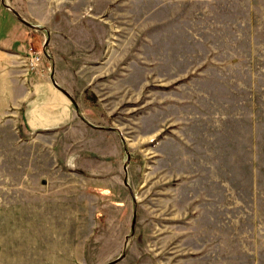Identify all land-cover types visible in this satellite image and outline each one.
<instances>
[{
	"label": "rangeland",
	"instance_id": "obj_1",
	"mask_svg": "<svg viewBox=\"0 0 264 264\" xmlns=\"http://www.w3.org/2000/svg\"><path fill=\"white\" fill-rule=\"evenodd\" d=\"M84 6L74 118L0 123V264H264V0Z\"/></svg>",
	"mask_w": 264,
	"mask_h": 264
},
{
	"label": "crops",
	"instance_id": "obj_2",
	"mask_svg": "<svg viewBox=\"0 0 264 264\" xmlns=\"http://www.w3.org/2000/svg\"><path fill=\"white\" fill-rule=\"evenodd\" d=\"M87 1L0 0V123H18L21 114L28 132L35 133L54 131V126L74 118L76 105L72 95L80 91L76 81L77 86L82 82L76 79L77 69L99 58L106 39L105 30L100 31L104 25L77 20L72 15L73 7H85L91 0ZM28 47L41 52L42 60L36 71L26 74L23 57ZM18 213L16 219L7 217L13 221L8 224L14 226V234L21 241L28 223L35 230L46 225L54 230L53 215L40 214L33 222L22 211ZM22 244L20 250L26 253ZM115 264L130 263L122 260Z\"/></svg>",
	"mask_w": 264,
	"mask_h": 264
},
{
	"label": "built area",
	"instance_id": "obj_3",
	"mask_svg": "<svg viewBox=\"0 0 264 264\" xmlns=\"http://www.w3.org/2000/svg\"><path fill=\"white\" fill-rule=\"evenodd\" d=\"M42 60V53L34 49L33 47H28L26 49V54L23 57V67L25 73L33 72L38 69Z\"/></svg>",
	"mask_w": 264,
	"mask_h": 264
},
{
	"label": "water",
	"instance_id": "obj_4",
	"mask_svg": "<svg viewBox=\"0 0 264 264\" xmlns=\"http://www.w3.org/2000/svg\"><path fill=\"white\" fill-rule=\"evenodd\" d=\"M135 217H133V220H134Z\"/></svg>",
	"mask_w": 264,
	"mask_h": 264
}]
</instances>
